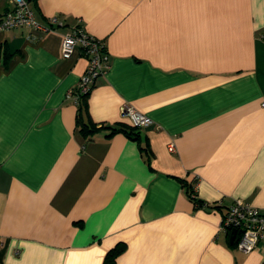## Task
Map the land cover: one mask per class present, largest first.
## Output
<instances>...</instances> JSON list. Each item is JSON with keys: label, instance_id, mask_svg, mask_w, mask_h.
<instances>
[{"label": "crops", "instance_id": "0c3cea01", "mask_svg": "<svg viewBox=\"0 0 264 264\" xmlns=\"http://www.w3.org/2000/svg\"><path fill=\"white\" fill-rule=\"evenodd\" d=\"M28 3L38 26L0 30V264H104L120 245L115 264H264L221 230L235 200L264 207V0ZM79 24L108 54L91 137L73 94L88 58L61 51Z\"/></svg>", "mask_w": 264, "mask_h": 264}, {"label": "built area", "instance_id": "2783aa9c", "mask_svg": "<svg viewBox=\"0 0 264 264\" xmlns=\"http://www.w3.org/2000/svg\"><path fill=\"white\" fill-rule=\"evenodd\" d=\"M10 3L12 7L0 19V30L39 25L28 0H10ZM59 22L56 16L50 18L52 25ZM104 46L103 40L89 34L81 24L74 26L63 37L61 49L63 57L69 58L80 49L88 58L87 69L73 93L77 103L81 95L88 93L97 77L108 68V54L106 49L103 50ZM121 116L130 120L137 128L148 127L154 123L149 115L129 103L122 105ZM169 149L176 150L174 143L169 145ZM196 187L195 183L192 194L194 197ZM221 230L230 235L234 234V242L239 250L246 253L253 251L260 244H264V207L252 205L241 199L235 200L223 214ZM234 230L236 232H233Z\"/></svg>", "mask_w": 264, "mask_h": 264}, {"label": "trees", "instance_id": "16d2710c", "mask_svg": "<svg viewBox=\"0 0 264 264\" xmlns=\"http://www.w3.org/2000/svg\"><path fill=\"white\" fill-rule=\"evenodd\" d=\"M103 50H105V46H104ZM87 95H88V93L82 94L80 97V101L78 103L79 104V107H78V126H79V129L83 135L90 136V135L94 134V132H96L99 128H98L97 124L93 123L92 121L84 120L82 110L84 108L83 106H84L85 98L87 97ZM111 128L113 129V132H115L119 129L125 130L130 136L131 135L134 136L137 134L136 129H135V131H130V130L124 129V127H122V126H119V127L115 126V127H111ZM134 128H137V127H134ZM182 183L185 186H189L188 182L185 180H183ZM189 192H190V195L192 196L194 191H193V188L191 186H189ZM195 202L198 206L201 205V201L195 200ZM234 244H235V242H234ZM124 248H125L124 245H120L118 247L116 246L115 248H112L108 252L104 264H115L116 257L124 250Z\"/></svg>", "mask_w": 264, "mask_h": 264}, {"label": "water", "instance_id": "95a60500", "mask_svg": "<svg viewBox=\"0 0 264 264\" xmlns=\"http://www.w3.org/2000/svg\"><path fill=\"white\" fill-rule=\"evenodd\" d=\"M233 232H236L235 230ZM231 241H234V234L231 235Z\"/></svg>", "mask_w": 264, "mask_h": 264}]
</instances>
